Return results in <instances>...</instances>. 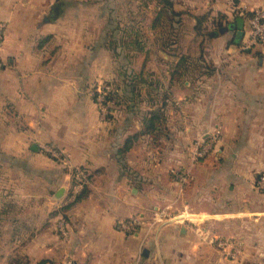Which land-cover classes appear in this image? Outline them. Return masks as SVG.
Wrapping results in <instances>:
<instances>
[{
    "label": "crops",
    "instance_id": "crops-1",
    "mask_svg": "<svg viewBox=\"0 0 264 264\" xmlns=\"http://www.w3.org/2000/svg\"><path fill=\"white\" fill-rule=\"evenodd\" d=\"M99 1L0 0V264H264V47L245 18L240 39L235 24L264 0H171L191 40L195 17L216 33L202 38L212 72L171 91L157 137L141 135L149 106L102 121L87 89L113 77L114 31L118 44L133 30L142 42L157 9L150 24L141 3L134 23L112 26ZM46 146L88 172L79 197ZM130 219L132 234L120 227Z\"/></svg>",
    "mask_w": 264,
    "mask_h": 264
},
{
    "label": "rangeland",
    "instance_id": "rangeland-1",
    "mask_svg": "<svg viewBox=\"0 0 264 264\" xmlns=\"http://www.w3.org/2000/svg\"><path fill=\"white\" fill-rule=\"evenodd\" d=\"M101 3L100 6L102 9H106L108 13H110L111 18L113 20V25L120 24L121 21L125 22L127 18V25L135 22L136 19V9L139 7V4L142 3V8H144V16L142 17V20L146 24H150L152 21L153 16H151V13L153 11V7H155V2L153 0H100ZM125 9H128L130 13L133 15L122 17L123 12ZM135 14V15H134ZM131 17V21H130ZM187 18L188 17H181V23L180 26L175 24L173 27L175 28L173 35L175 36L173 38V41H175V45L173 44L170 48L162 49L158 45L159 41V34L162 33L160 29L154 30V32L148 31L146 29L143 30L142 34V45L144 46V51L146 53H135V52H126L127 58H123V55H125V52L122 50H117L118 57H115V54H113V77L109 80H101V81H95L93 83L89 84V87L87 88L88 91H98L102 87L106 86L110 89V91H113L112 84H117L119 87V91H123V86L120 83L119 78V71L122 67L123 69H126L128 73L133 74H140L142 73L144 78L147 79V81H152L153 85L147 90L146 88L140 86L141 91V103L137 107H141L143 105L147 106L148 104H152V101L158 102V107H161V104L165 103V105H168L169 103V95H172L171 91H183V84L185 81L189 84V89L194 88L196 86V80L193 78L194 75L188 76L178 81H171V73L172 68L174 64L177 63L179 56H189L192 59H197L202 56V58L205 60H208L209 52L207 50L209 49V46H203L202 38H193L191 40L192 33L189 32L187 29ZM124 19V21H123ZM139 20V16H138ZM112 23V22H111ZM111 26V24H109ZM132 27V25H130ZM165 27H168V24L165 25ZM134 31V30H133ZM152 32V33H151ZM211 34L215 35V30L211 29L209 30ZM135 33V31H134ZM206 35V34H205ZM114 36L116 40L119 39V33L118 31L114 33ZM141 37V36H140ZM135 37L130 35V40L133 41ZM157 41V42H156ZM128 42V41H127ZM205 44V43H204ZM208 48V49H207ZM206 51V52H205ZM209 61V60H208ZM194 74V72H190V75ZM189 75V74H188ZM155 83H159L163 91H159V89H156L152 91L151 88L155 87ZM156 88V87H155ZM154 88V89H155ZM93 94V92H90V94ZM150 93V94H149ZM142 94L144 95L142 97ZM151 98V99H150ZM165 107V106H164ZM155 109V108H154ZM145 111V110H144ZM167 122V121H166ZM167 123H165L166 127ZM210 142H213V140H210ZM156 146V145H155ZM195 148V147H194ZM194 150V149H193ZM192 150V152H193ZM191 152V156L192 153ZM208 155V154H207ZM194 157H192V160ZM196 161V160H195ZM178 176H185V174H180ZM187 178V175L185 176ZM184 181H179L181 184H184L186 179ZM158 214V215H157ZM162 212H156L153 213V218H160L161 220L155 219L158 223L164 222L168 220V217L166 214H163ZM21 262L20 264H22Z\"/></svg>",
    "mask_w": 264,
    "mask_h": 264
},
{
    "label": "trees",
    "instance_id": "trees-1",
    "mask_svg": "<svg viewBox=\"0 0 264 264\" xmlns=\"http://www.w3.org/2000/svg\"><path fill=\"white\" fill-rule=\"evenodd\" d=\"M155 2V8L157 9L156 17H155V23H154V30L160 29L162 30L159 34V41L158 45L162 49L170 48L173 44L175 45V41H173V38L175 37L173 35V32L175 28L173 27L175 24L180 26L181 23V17L182 14L176 13L173 10V4L171 0H153ZM253 15L251 14H241L239 15L240 18L248 19ZM222 21L223 19H218L214 26L216 28L222 27ZM206 22L205 17H195V27H194V33L197 37H211V32H208L205 30L204 23ZM168 24V27H165V25ZM115 30L114 32H116ZM127 34V41H120L121 44H118L117 41H113L115 36H111V44L110 49L115 54V57H118L117 50H122L125 52V55H123V58H127L126 52H135V53H146L144 50V46L141 42H139L137 34L134 33V31H129ZM135 37L133 41L130 40V35ZM206 34V35H205ZM123 39V38H122ZM261 45V44H260ZM194 72V74L190 75V72ZM212 72V69L208 64H206L205 60L200 55L197 59H192L189 56H179L178 61L176 64H174L172 68L171 73V81H178L182 80L185 77H190L194 75L193 77L195 80L199 75L201 74H207L209 75ZM189 74V75H188ZM119 78L120 83L123 86V91H119V87L117 84H112L113 91L111 94H109L106 97V106L108 109V114L106 116L105 121H110L115 119L116 110H118L121 106L126 104L129 106V109H135L137 106L140 105L141 101V91L140 86L146 88L147 90L153 85L152 81H147V79L144 78L143 74H133L128 73L126 69L120 68L119 71ZM156 87V88H155ZM155 89L151 88L152 91L159 89V91H163L162 86L159 83H155ZM93 94L95 91H91ZM92 95V101L95 104V99ZM150 94V93H149ZM151 99V98H150ZM155 102V101H154ZM152 101V104H148L149 106V112L145 114L142 117V133L141 135H152V136H162L165 134V123H166V117L163 112V108L165 106V103L161 104V107H156L155 109H152L150 106L154 104ZM154 106V105H153ZM56 162V161H55ZM58 163V162H57ZM82 168V167H81ZM85 169V168H83ZM72 180V176H71ZM89 180V176H88ZM86 188V187H85ZM85 188L82 190L81 193L84 192ZM80 193V194H81ZM80 194L77 196L79 197Z\"/></svg>",
    "mask_w": 264,
    "mask_h": 264
},
{
    "label": "built area",
    "instance_id": "built-area-1",
    "mask_svg": "<svg viewBox=\"0 0 264 264\" xmlns=\"http://www.w3.org/2000/svg\"><path fill=\"white\" fill-rule=\"evenodd\" d=\"M248 23L249 28V40L252 44H261L264 47V11L258 10L253 13V15L246 19ZM3 33H4V26L0 25V46L3 40ZM112 91L106 86L102 87L98 91H95L93 94V97L95 99V106L98 110L100 119L102 121H105L106 116L108 114V109L106 106V97L111 94ZM212 144H198L195 146L193 150L192 157H194L193 160H199L203 159L209 154L211 151ZM44 152L47 154V156L63 165H67L69 167V163L66 160L64 154L59 151L58 149L50 146L44 147ZM70 168V167H69ZM71 176H72V187H71V195L75 198L77 197L82 190L87 187L88 185V172L86 169H83L81 167L76 168H70ZM185 176H178L179 181H184ZM186 179V178H185ZM254 186L262 196H264V173H260L256 176V179L254 181ZM138 222L136 219H130L127 222H124L121 224V228L127 232V233H134L136 226ZM62 227V226H61ZM238 250L235 254H237Z\"/></svg>",
    "mask_w": 264,
    "mask_h": 264
},
{
    "label": "water",
    "instance_id": "water-1",
    "mask_svg": "<svg viewBox=\"0 0 264 264\" xmlns=\"http://www.w3.org/2000/svg\"><path fill=\"white\" fill-rule=\"evenodd\" d=\"M235 24H236V29H237V33H236V36L238 39L241 38L242 36V30H243V19L242 18H236L235 19ZM35 149V148H33ZM62 192L63 191H59L58 194L56 195V198H60V196L62 195Z\"/></svg>",
    "mask_w": 264,
    "mask_h": 264
}]
</instances>
